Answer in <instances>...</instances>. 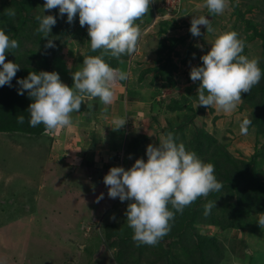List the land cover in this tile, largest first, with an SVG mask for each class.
<instances>
[{
    "label": "rangeland",
    "instance_id": "obj_1",
    "mask_svg": "<svg viewBox=\"0 0 264 264\" xmlns=\"http://www.w3.org/2000/svg\"><path fill=\"white\" fill-rule=\"evenodd\" d=\"M161 2L158 0L157 3L163 7ZM182 2L180 10L165 12L167 19L161 25L163 19H156L154 12L139 20L140 39L143 37V40H138L136 52L120 66L128 78L116 85L110 105H103L97 98L95 111H83L82 106L87 105L85 96L80 111L71 114L73 123L70 127L45 131L34 138L18 132H0V264H264V229L257 223L261 212L256 208L242 214L238 227L207 223L204 214L198 217L194 231L216 237L205 250V260L193 248L197 236L190 230H184L175 238L170 230L155 246H137L132 242L127 247L120 241H112V244L107 241L116 230L114 222L123 223L119 231L127 229L125 213L130 201L110 198L104 177L111 167L128 169L136 159L147 160V146H157V130L167 126L168 118L178 124L196 111L191 115H194L192 121L185 126L187 141L203 129L237 158L248 159L264 145V135H257L255 124L251 123L247 135H241L239 128L240 120L253 119L261 106L247 104L242 97L237 110L229 116L215 107L197 108V94L187 93V88L196 83L190 78L191 68L202 65L201 57L210 50V43L215 39V32H207L203 25L200 26L201 36L191 34L193 15L206 16L214 30L236 31L245 45L242 54L250 59L258 58L259 67L264 68L262 39L252 37L253 29H249L245 21L253 20L260 30L264 28V0H228L224 13L217 15H212L206 8L195 9V5L203 4L204 0ZM233 2L245 13V19L240 18ZM37 7L36 14L53 15L57 20L49 36L42 37L43 47L52 58L48 71L57 72L61 81L72 87V74L82 67L88 44H81L69 35L59 40L63 26L69 24L67 15L61 17L58 8L44 12L42 4ZM75 20L76 25H80L78 14ZM166 22L170 27L163 34L168 43H172L173 38H185L176 42L172 52V64L177 65L178 78V84L172 87L166 86L161 79L151 85L153 72L145 73L143 79H139L144 70L155 66L153 59L158 56L156 50L160 40L157 31ZM84 28L83 32H88L87 26ZM48 40L53 41L54 47H46ZM26 44L36 52H42V44L28 41ZM173 96L183 100L184 108L172 112H164L163 106L153 109ZM118 100H122V106H117ZM187 105H192L193 109H188ZM120 109L123 112H119ZM158 113L160 121L151 119ZM117 119L126 122L114 129ZM149 123H152L151 127ZM158 136L166 135L160 133ZM124 144L126 148L137 146L136 153L126 155ZM121 151L124 152L123 161L119 157ZM101 195L103 198L97 202ZM221 200L223 197L218 201ZM220 205L213 208L226 224L232 214L224 213V207ZM93 216H97V221ZM79 221L84 222V227L71 230L70 224ZM76 232V236L66 234ZM104 245L106 250L101 253ZM184 247L188 249V255Z\"/></svg>",
    "mask_w": 264,
    "mask_h": 264
},
{
    "label": "clouds",
    "instance_id": "obj_2",
    "mask_svg": "<svg viewBox=\"0 0 264 264\" xmlns=\"http://www.w3.org/2000/svg\"><path fill=\"white\" fill-rule=\"evenodd\" d=\"M150 3L151 0H45L43 11L58 8L61 17L67 15L68 23L78 14L81 27L88 28L91 51H102L100 55H83L82 67L72 74V87L63 83L55 71H32L18 80L21 86L18 94L23 95L26 90L32 100L27 110L30 127L42 124L46 132L70 127L71 114L80 111L85 96L99 98L105 106L113 102L118 81L128 76L121 69L111 67L103 57L110 55L120 60L122 55L131 56L136 52L141 31L135 22L148 13ZM227 7L228 0H204L203 4L195 5L197 11L206 8L212 15L223 14ZM5 14L15 16L14 10ZM36 20L39 22L36 31L42 33V37H48L57 23L53 15H38ZM202 25L207 32H215V39L210 43V50L201 57L202 65L193 66L190 71L191 80L200 82L195 106L215 107L231 116L242 101V93L250 92L264 73L258 58L250 59L242 54L245 45L236 31L214 30L206 16L193 15L190 32L194 37L202 35ZM18 47V41L10 39L6 31L0 29V86H11L19 70V64L6 62V51ZM46 47H54L53 41L48 40ZM24 121L23 115L17 116V123ZM125 122L117 119L113 128L118 129ZM251 123L247 117L240 120L241 135L248 134ZM159 141V146H147V160L136 159L128 169L111 167L104 177L110 198L130 201L125 215L137 246H155L168 234L170 222L175 219L169 205L182 214L199 197H207L222 188L214 174V165L187 150L182 142L177 143L173 133L168 132ZM102 198L103 195L97 202ZM213 206L212 202L204 205L205 215L210 214ZM257 223L264 229V212L258 215Z\"/></svg>",
    "mask_w": 264,
    "mask_h": 264
},
{
    "label": "trees",
    "instance_id": "obj_3",
    "mask_svg": "<svg viewBox=\"0 0 264 264\" xmlns=\"http://www.w3.org/2000/svg\"><path fill=\"white\" fill-rule=\"evenodd\" d=\"M44 0H0V29L6 31L10 39H16L18 41L19 47L12 51H6V62L12 61L19 64V70L16 76L11 81V86L5 84L0 86V132H18L23 133L30 138L39 137L45 132L44 125H38L36 127L29 126L30 113L27 111L29 105L32 103L31 98L28 96V92L25 90L23 95L18 94L21 86L18 84V80L26 78L30 72H40L48 71L52 65V58H49V51L44 49L42 42V33H38L36 29L39 27V22L36 20V16L39 14L35 13L37 6L44 5ZM235 10H237L240 18L245 19V13L240 11L235 2H233ZM159 11H163V7L157 6ZM14 10L15 16L6 15V11ZM250 10V8H249ZM153 14V9L151 3L149 5V11L144 16ZM41 13V12H40ZM41 15V14H40ZM166 20H162L160 25ZM249 29H253L252 37H260L264 44V28L259 29L256 22L253 20H246ZM139 25V20L135 22ZM170 27V24L166 22V25L159 28L157 34L160 40H158L157 58L153 59L155 66L149 67L144 70L139 79H143L145 73L153 72V78L151 80V85L157 79H161L165 82L168 87L176 86L178 84V78L176 75L177 65L172 64V52L174 51V45L177 41L182 42L185 40L184 37L180 39L173 38L172 43H168L167 36L165 33ZM81 25H76V20L68 25H64L60 34V38H64V35H69L70 38H75L81 44H88V50L85 55H100L102 50L97 52H92L90 49V37L88 32H83ZM141 31V30H140ZM163 34V35H162ZM142 35V34H141ZM86 38V39H85ZM169 39V38H168ZM139 40H143V37ZM32 44L40 43L42 44V52L35 51L26 42ZM44 41V38H43ZM104 60L113 68H120L122 63L120 60L126 61L130 58L128 55H122L120 60L111 57L110 55H104ZM130 60V59H129ZM76 63V61H75ZM74 63V64H75ZM74 69V68H73ZM262 73H264V68H261ZM75 71V70H74ZM199 81L187 88V93L197 94L195 91L196 87L199 85ZM243 101L252 106H261L260 111L256 113L251 119L252 123L255 124L257 129V135H264V75L260 82L252 87L250 92L242 93ZM198 100V96L196 95ZM95 100V101H94ZM97 98H93L91 104L82 106V110H89V112L95 111L97 107ZM183 100L178 97H170L168 101L159 106L162 107L164 112H172L174 110L184 108ZM188 109H193L192 105L186 106ZM205 108V107H204ZM197 113L193 110V113ZM152 113V112H151ZM192 113V114H193ZM191 114V115H192ZM23 115L25 121L23 124L17 123V116ZM189 116L185 121H181L178 124L173 123V121L168 118L167 126H161L157 130V146H159L158 134L168 132L174 134V138L177 143H183L187 150L194 151L203 161L211 163L214 165V174L222 184L220 191H214L209 193L207 197H199L190 206L183 210V213L176 212L175 209H169L175 212V219L171 221V236L179 237L183 234L184 230H190L193 235L197 236V241L193 248L199 251L202 256V260H205L203 255L205 250L208 249L216 239L213 235H204L199 232H195L196 224L199 223L198 217L205 215L204 205L208 202H212L213 205L222 204L224 207V213L230 212L228 215L232 214V218L223 224L222 218H218L217 212L212 207L210 214L205 215L204 220L210 224H221L222 227L228 226H239L241 224L242 214H248L253 208H256L257 212H264V145L261 148H257L255 152L248 158H237L231 154L225 145L216 143L217 140L205 130L200 129L198 132L194 133L191 140L187 141V135L185 126L189 124L193 116ZM151 119L160 121V113L151 116ZM150 127L152 123L148 124ZM123 132V131H122ZM155 134V135H156ZM124 142H126V137H124ZM125 145V144H124ZM137 146L133 145L132 148H126V155H134L137 151ZM117 153V151L115 152ZM223 194L225 196H223ZM223 197V201L218 200ZM222 206L220 205V208ZM128 225V223H125ZM123 223L114 222L113 226L116 228L114 232L107 237V241L112 244V241H120L126 243L125 246L132 242L133 230L127 226V229L119 231V227ZM111 227V225H110ZM116 231V232H115ZM179 240V239H177ZM176 240V241H177ZM136 243V242H135ZM137 244V243H136ZM171 246V243L169 244ZM187 248L184 247L185 254L188 255ZM123 251V248L122 250ZM167 253H170L167 250ZM192 253V250H191ZM167 255V254H165Z\"/></svg>",
    "mask_w": 264,
    "mask_h": 264
},
{
    "label": "built area",
    "instance_id": "obj_4",
    "mask_svg": "<svg viewBox=\"0 0 264 264\" xmlns=\"http://www.w3.org/2000/svg\"><path fill=\"white\" fill-rule=\"evenodd\" d=\"M182 1L183 0H162L161 4L163 6V10H164L163 12L164 13H160V12H158V9H157L158 0H151V7L154 11L155 18L156 19H164V20L167 19L165 16L166 15L165 12L167 13V11H170L171 9H175L176 11L180 10L182 3H183ZM156 10L158 13L156 12ZM125 129H128V128L125 127ZM119 157H120V161H123V159H124V152L123 151L120 152Z\"/></svg>",
    "mask_w": 264,
    "mask_h": 264
},
{
    "label": "crops",
    "instance_id": "obj_5",
    "mask_svg": "<svg viewBox=\"0 0 264 264\" xmlns=\"http://www.w3.org/2000/svg\"><path fill=\"white\" fill-rule=\"evenodd\" d=\"M118 82H119L118 84H121L120 81H118ZM92 101H93V98H91V102H92ZM118 102H119V103H117V104H118L117 106H122V105H123V103H121L122 100H118ZM113 106H114V105H112L111 108H113ZM120 108L122 109V107H120ZM121 109H120L119 112H123V110H121ZM88 164H90V163H88ZM91 194H93V192H92ZM65 214H66V213H65ZM76 214H78V213H76ZM78 215H79V214H78ZM96 217H97V216H93V218H94L95 221H97V219H98V218H96ZM76 222H77V221H76ZM77 225H78V226H77ZM70 226H71V230L76 229V228H78L79 226H80V227H84V222H81V223H80V221H79L78 223H76V224H74V225H73V224H70ZM80 227H79V228H80ZM88 228H89V227H88V225H87L86 229H88ZM83 229L85 230V228H83ZM77 232H78V231H77ZM77 232H76L75 234H71V235H70L69 233H66V234H67V236H68V235H69V236H73V235L76 236ZM96 258H97V257H96Z\"/></svg>",
    "mask_w": 264,
    "mask_h": 264
},
{
    "label": "water",
    "instance_id": "obj_6",
    "mask_svg": "<svg viewBox=\"0 0 264 264\" xmlns=\"http://www.w3.org/2000/svg\"><path fill=\"white\" fill-rule=\"evenodd\" d=\"M209 18H210V17H209ZM86 99H88V100H86ZM86 99H85V102L87 103V105H90V104H91V103H90V100H91V99L88 98V97H86ZM105 250H106V246L104 245L101 253L105 252ZM101 253H100V254H101ZM249 253L252 254L253 252L249 250Z\"/></svg>",
    "mask_w": 264,
    "mask_h": 264
}]
</instances>
